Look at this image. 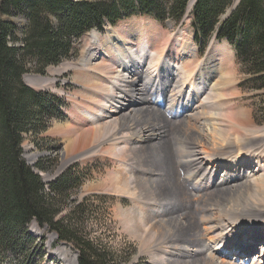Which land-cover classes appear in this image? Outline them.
<instances>
[{"label": "bare ground", "instance_id": "1", "mask_svg": "<svg viewBox=\"0 0 264 264\" xmlns=\"http://www.w3.org/2000/svg\"><path fill=\"white\" fill-rule=\"evenodd\" d=\"M170 43L142 22L110 24L84 38L78 62L49 69L78 71L88 105L74 115L86 117L78 128L54 129L81 150L63 164L114 152L119 173L103 181L131 200L122 222L150 264H264V125L235 109L223 65L193 64L190 38ZM69 253L64 244L54 251L75 264Z\"/></svg>", "mask_w": 264, "mask_h": 264}, {"label": "trees", "instance_id": "2", "mask_svg": "<svg viewBox=\"0 0 264 264\" xmlns=\"http://www.w3.org/2000/svg\"><path fill=\"white\" fill-rule=\"evenodd\" d=\"M189 1L164 5L162 0H0V13H19L26 20L20 38L9 20H0V253L15 244L14 231L24 230L32 220L55 231L58 241L75 234L74 228L54 220L61 200L77 183L72 169L48 183L46 192L40 176L21 157L22 134L44 130L43 118L60 115V100L25 85L23 75L43 74L48 65L71 58L74 42L106 23L114 25L136 14L179 21ZM235 1L195 0L192 41L201 54L211 38L229 42L235 61L249 70L250 81L264 87V0H238L232 8ZM76 242L81 248L78 264H105L88 242Z\"/></svg>", "mask_w": 264, "mask_h": 264}, {"label": "rangeland", "instance_id": "3", "mask_svg": "<svg viewBox=\"0 0 264 264\" xmlns=\"http://www.w3.org/2000/svg\"><path fill=\"white\" fill-rule=\"evenodd\" d=\"M162 1H164V5H168L171 0ZM6 17L20 20L18 23L7 21L15 26L14 36L20 38L26 25L25 17L19 13L11 15L0 13V20L4 21ZM191 21V13L184 14L179 21L168 17L164 22L150 15L136 14L122 18L112 26L119 27L128 22H142L147 29L151 30L152 35L163 42H171V45L175 39L190 38L194 46L191 57L193 64L210 58L212 62L216 61L220 66L223 65L222 67L230 73L229 77L233 82V103L236 102L234 107L237 106L235 109L247 110L255 125H264V87L256 86L250 81L252 76L249 70L243 69L235 61L232 53L234 51L229 42H218L213 39L201 54L192 41ZM109 25L106 23L102 29H94V31L103 34ZM90 32L91 30L84 33L78 41L74 42L76 51L71 58L64 59L57 65H48L44 69V73L39 74L52 79V81L43 88L30 86L37 92L57 97L60 100V115L43 118L45 129L24 132L21 142L22 159L31 166L34 173L38 174L35 169L43 173V176L38 175L43 182L45 180L44 183H50L64 171L72 169L77 183L61 200L59 213L54 220H62L70 228L75 229V234L72 238L66 239L67 241H58L59 238L55 231L47 229L46 226L41 227L32 220L24 230L16 229L14 231L13 236L16 237V242L13 247L10 246L4 253H0V264H61L60 259L54 255V251L62 244L69 248V254L74 257L75 264H78L81 248L76 242V238L88 242L92 249L99 251L105 258V264H150L147 255L139 254L138 242L130 236L122 222L121 212L125 210V214H129L133 206L131 200L129 197L120 196L117 189L103 181L119 173L114 152H103L104 149L100 148L94 154L71 159L63 164L64 160L75 156L81 150L77 152L75 148L68 150L64 134L54 130L55 127H58L61 131L68 125H75L78 128L81 119L83 120L85 116L78 115L76 121L74 115L81 112L82 108H87L88 105L85 103V87L82 81L76 77L78 71L72 68L66 72L58 73L51 72L49 69L60 67L67 62H78L82 56L83 40ZM19 40L16 39L15 42L20 44ZM25 75L38 74L30 71ZM30 154H37L34 163L28 161ZM37 163L42 164L44 168H39ZM46 176L48 178H45ZM44 190L49 191L48 188L45 189V186ZM133 214H136L135 211ZM123 216L125 218V215ZM252 251L250 257L254 258L255 251Z\"/></svg>", "mask_w": 264, "mask_h": 264}, {"label": "built area", "instance_id": "4", "mask_svg": "<svg viewBox=\"0 0 264 264\" xmlns=\"http://www.w3.org/2000/svg\"><path fill=\"white\" fill-rule=\"evenodd\" d=\"M35 171H36L39 175L43 176V173H41V171H38L37 169H35ZM47 188H48V185L45 184V189H47Z\"/></svg>", "mask_w": 264, "mask_h": 264}, {"label": "water", "instance_id": "5", "mask_svg": "<svg viewBox=\"0 0 264 264\" xmlns=\"http://www.w3.org/2000/svg\"><path fill=\"white\" fill-rule=\"evenodd\" d=\"M238 1V0H237ZM5 20H9V18L8 17H6L5 18ZM11 21V20H10ZM13 22V21H12ZM23 82H24V80H23ZM25 83V82H24ZM25 85H27L26 83H25ZM28 86V85H27ZM30 87V86H29Z\"/></svg>", "mask_w": 264, "mask_h": 264}]
</instances>
